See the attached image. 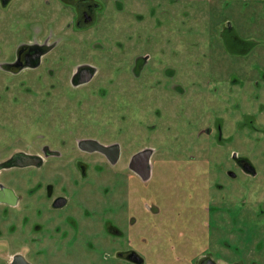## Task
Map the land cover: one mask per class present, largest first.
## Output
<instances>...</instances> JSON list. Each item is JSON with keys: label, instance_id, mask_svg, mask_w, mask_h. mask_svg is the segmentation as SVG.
<instances>
[{"label": "rangeland", "instance_id": "rangeland-1", "mask_svg": "<svg viewBox=\"0 0 264 264\" xmlns=\"http://www.w3.org/2000/svg\"><path fill=\"white\" fill-rule=\"evenodd\" d=\"M45 1L14 0L3 7L0 0V164L17 152L29 153L34 145H51L54 137L70 135L64 131L68 125L94 121L105 112L113 115L110 118L116 125L143 123L141 138L123 146L151 149L150 168L154 171L202 168L211 171L213 185L214 174L220 170L240 171L232 167L231 155L237 152L252 163L259 176L228 180L232 189L226 199L241 204L248 195L240 221L246 228L236 235L248 237L250 242L240 245L249 248L248 255L254 257L256 239L244 233H251L253 226L255 230L264 228V217L256 215V204L264 202V81L256 87L255 80L244 76H264V0H101L105 8L98 14L96 26L82 31L67 25L72 12L58 0H50L48 6ZM220 12L235 19L231 31L238 41L223 37L225 21L219 23L221 28H210L216 23L213 16L219 17ZM30 41L55 51L42 69L14 75L9 65L18 48ZM147 42L153 49L157 45V53ZM144 53L157 57L152 68L145 70L141 80H128V62L143 60ZM83 63L97 69L95 80L87 86L93 91L84 96L69 84L70 74ZM51 64L63 65L54 70L67 73L65 78L47 80L38 75ZM172 84L174 93L179 90L177 96L170 93ZM100 87L112 91L102 98L94 92ZM122 98L129 100L127 112L118 105ZM239 100L241 104H237ZM219 126L221 140L217 138ZM136 130L131 132L139 135ZM70 165L69 158L50 161L44 171ZM210 198L221 199L219 193L214 196L211 192ZM229 223L227 220V239L233 236ZM219 228L212 229L216 231L213 238L220 237L221 225ZM201 230L206 231L202 226ZM258 232L257 238H264L262 230ZM10 241L8 233L0 238V244ZM15 252L9 244L0 259L8 263ZM51 260L77 264L74 258L65 260L59 255Z\"/></svg>", "mask_w": 264, "mask_h": 264}, {"label": "flooded vegetation", "instance_id": "flooded-vegetation-1", "mask_svg": "<svg viewBox=\"0 0 264 264\" xmlns=\"http://www.w3.org/2000/svg\"><path fill=\"white\" fill-rule=\"evenodd\" d=\"M13 1L4 5L2 0V6ZM58 1L72 12L67 25L79 31L96 26L98 14L105 8L101 0ZM50 2L46 0L44 5ZM194 16L196 20L200 17ZM213 19L216 23L210 25L211 29L221 28L219 23L225 21L223 37L238 41V35L231 31L235 30V19L223 12ZM147 44L151 46L150 42ZM155 47L151 46V50L157 53ZM54 51V47L30 41L18 48L9 67L14 75L34 72L46 66L45 60ZM142 56L141 61L128 62V80H141L157 59L147 53ZM62 66L51 64L48 71L37 73L47 80H58V76L63 79L67 73L54 70ZM96 70L85 63L77 65L69 76V84L84 96L85 92L93 91L87 86L95 80ZM256 76L244 77L255 80V86L259 87L264 76ZM242 79L243 76L240 84ZM65 88L63 94L67 96ZM174 88L172 84L170 93L177 96L179 90L174 93ZM111 91L106 87L94 90L102 98ZM122 100L118 105L127 112L131 107L129 100ZM110 117L113 115L105 112L94 121L68 125L64 131L70 135L54 137L51 145H34L29 153L17 152L0 164V238L7 233L11 235L10 243L0 244V255L9 244L16 249L8 263L1 258L0 264H56L51 260L56 255L65 260L74 258L77 264H264V238H257L258 230L264 236V228L259 226L255 230L253 226L251 233H244L256 239L254 257L248 255L249 248L240 245L250 242L248 237L241 239L236 235L246 228L240 221L248 195L241 204L226 199L232 189L228 180H241L242 175L250 180L259 176L252 163L237 152L232 153V167L240 171L220 170L214 174L213 185H210L211 171L202 168L154 171L150 168L154 155L151 149L123 146L141 138L143 123L127 121L116 125ZM218 128L217 138L221 140V127ZM132 129H137L139 135L132 133ZM100 145L107 151H102ZM66 158L70 160L69 167L44 171L50 161ZM98 158L101 161L94 160ZM8 162L11 164L3 166ZM25 168L35 171H14ZM242 187L247 189V184ZM238 190L242 191L241 187ZM210 192L214 196L219 193L221 199L212 200ZM256 205L257 217L263 218L264 202ZM227 220L233 235L228 239ZM219 225L220 237L213 238L216 231L212 229L219 231ZM32 258H42L44 262Z\"/></svg>", "mask_w": 264, "mask_h": 264}, {"label": "water", "instance_id": "water-1", "mask_svg": "<svg viewBox=\"0 0 264 264\" xmlns=\"http://www.w3.org/2000/svg\"><path fill=\"white\" fill-rule=\"evenodd\" d=\"M9 1H10V0H3V4L5 5V4H7ZM99 147L101 148L102 151H107V149H108V148L103 147V146H101V145H100ZM9 164H11V162H8V163H6V164L3 165V166H7V165H9Z\"/></svg>", "mask_w": 264, "mask_h": 264}]
</instances>
